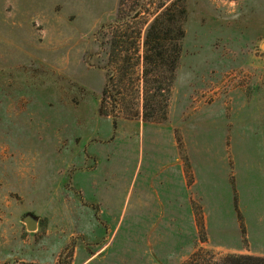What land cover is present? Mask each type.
I'll return each instance as SVG.
<instances>
[{"label": "rangeland", "instance_id": "374dc122", "mask_svg": "<svg viewBox=\"0 0 264 264\" xmlns=\"http://www.w3.org/2000/svg\"><path fill=\"white\" fill-rule=\"evenodd\" d=\"M176 1L185 4L187 15L168 119L145 122V34ZM121 2L0 0V264H59L62 254L68 264H185L200 249L214 255V260H200L208 264L227 255L264 254V245L253 236V219L249 230L245 221L246 213L253 214L255 199L264 214V119L255 120L264 112V0ZM127 24L132 27L128 33ZM109 66L120 70L115 84L125 75L116 130L113 118L101 114ZM190 95L211 105L191 113ZM252 96L253 124L248 123L246 137L240 139L236 117L243 114L241 103ZM178 102L176 140L192 191L197 236L192 243L173 237L172 254L150 259L138 252V196L146 195L145 171L123 174V151L129 144L124 123L166 124ZM224 104L229 106L219 109ZM128 107L139 117L126 119ZM185 138L198 141L206 152L199 171L207 178L199 177L195 190ZM252 159L253 179L262 183L244 186L237 165L250 166ZM256 161L260 167L254 166ZM171 162L162 160L152 170L154 197H164V177L175 172ZM202 180L208 181L211 198L223 199L228 235H208ZM27 217L37 220V230H28Z\"/></svg>", "mask_w": 264, "mask_h": 264}, {"label": "crops", "instance_id": "0c3cea01", "mask_svg": "<svg viewBox=\"0 0 264 264\" xmlns=\"http://www.w3.org/2000/svg\"><path fill=\"white\" fill-rule=\"evenodd\" d=\"M236 92L240 91H233V93ZM187 104L190 105L189 109L191 113L200 112L201 108L206 105V103L203 101L195 102L191 95L190 102ZM210 105V103H207V105L204 107H208ZM179 106V102L175 103V106H173V109H171L168 123L163 125L135 121H128L127 123H124L126 124L124 126V135L127 136L126 139H128L129 144L124 148L123 151V174L135 175L137 172L142 173L143 168L145 171L142 187H144L146 195L144 197V192H142L143 195L138 196L140 198V205H138L137 208L138 252L144 257L147 256L150 259H155L156 255L159 258L164 253L172 254L170 248L174 245V243L177 242V240L174 241L173 237H180L182 242L192 243L195 236H197L195 218L191 206L192 191H190V189L187 187L184 167L180 158L176 140V131L178 129L175 121ZM227 106L229 105L224 104L220 106L219 109L225 110ZM240 110H243V114L241 117H236V120L239 121L237 122V130L235 133L238 135V137H240V139H242L246 137L245 134L248 131V123L253 124V96L249 100H245L241 103ZM261 119H264V112L259 113L255 120L259 121ZM199 125L201 126V122ZM184 140L196 176V183L192 189L195 190L200 182L199 177H203V179L207 178L205 176L206 174L202 175L200 172L201 170L199 171L201 164L203 165V163H205V161L202 159V156L206 154V152L201 148V144L198 143V141H193L192 138L191 140H186V138ZM260 145L262 146V144ZM239 154L245 157L248 155L241 153ZM260 155L263 157L261 161L264 165V151L260 153ZM249 156H253V153ZM165 159H170L173 161L171 164H173V167H175V172L166 174V176H168L167 178L166 176L164 177L166 183L168 184V188L164 193V197H162L160 193L154 197L152 194L151 184L154 181L151 177L152 170H155L158 165L162 164V160L164 161ZM246 163L247 162L239 161L237 165L239 167V182H242L244 186H251L253 182L259 186L262 182H260L259 179H253V168H255L253 167V159L252 162L249 163L250 166H247ZM256 164L258 167L261 166L260 162L257 163L256 161L254 166ZM248 169H251V171ZM256 176L262 177L260 172H257ZM133 180H135V178ZM149 180H152V182L149 183ZM262 180H264V178ZM202 181L205 183L202 184L204 195L203 198L207 199V203L203 204V208L206 213V227L208 235L211 236V232H213L214 235L224 236V233L228 235L230 232L224 224V220L226 218H224L222 215L224 212H226L223 207V199L220 201L216 196L213 195V198H211L206 190V184L208 181ZM162 183L163 182H161V186ZM169 183L172 187H169ZM194 195L198 197V192L194 191ZM257 204L258 199H255L253 202V214L246 213L245 221L247 229L249 230V228L252 227V224L248 221L253 219V236L258 237L260 243L264 245V214H259L257 210ZM157 214L161 219L164 220H156ZM236 227L237 224L233 226L229 225L230 229ZM143 229H145V231H143ZM229 251L234 252L240 250L237 249ZM253 256L264 258V254H258L256 252H253Z\"/></svg>", "mask_w": 264, "mask_h": 264}, {"label": "trees", "instance_id": "16d2710c", "mask_svg": "<svg viewBox=\"0 0 264 264\" xmlns=\"http://www.w3.org/2000/svg\"><path fill=\"white\" fill-rule=\"evenodd\" d=\"M122 3L123 0L121 5ZM176 5L178 6L177 10H175ZM141 10L136 12L131 18L136 19L142 13ZM186 15L185 4L176 1L172 7H167L146 31L144 39L145 67L142 74L144 84L142 118L145 122L163 123L168 119L173 84L181 60L182 41L185 37L184 20ZM118 29L121 31L122 26L119 25ZM131 29L132 27L127 24L125 32L128 33ZM119 71L112 69L110 66L107 67L106 83L101 99V114L113 118L115 130L120 117L116 112L122 110L124 100L122 99L124 89L120 90L119 87H125L124 74L119 79V85L115 84ZM107 105L111 106L110 112L106 111ZM124 115L126 119H134L139 117V112L135 111L134 107H128ZM179 145L180 150L184 152L181 140H179ZM184 159L189 169L188 160L186 157ZM187 173L189 174V171ZM240 221L243 224L242 218H240ZM198 223L202 232L205 229L202 217L198 218ZM203 240H205V237ZM70 247L71 245L66 251ZM205 256L212 260L215 259L211 252L200 249L185 264H203L200 260ZM59 264H68L65 260V254L61 255ZM208 264H264V258L250 255H227L214 263L209 261Z\"/></svg>", "mask_w": 264, "mask_h": 264}, {"label": "water", "instance_id": "95a60500", "mask_svg": "<svg viewBox=\"0 0 264 264\" xmlns=\"http://www.w3.org/2000/svg\"><path fill=\"white\" fill-rule=\"evenodd\" d=\"M262 49L264 50V44L262 45ZM24 222L26 223L29 231L37 230L38 222L35 218L27 217V218H25Z\"/></svg>", "mask_w": 264, "mask_h": 264}]
</instances>
